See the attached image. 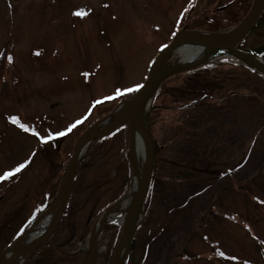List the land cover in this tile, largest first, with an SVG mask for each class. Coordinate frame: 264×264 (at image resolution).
Masks as SVG:
<instances>
[{"label": "rangeland", "instance_id": "obj_1", "mask_svg": "<svg viewBox=\"0 0 264 264\" xmlns=\"http://www.w3.org/2000/svg\"><path fill=\"white\" fill-rule=\"evenodd\" d=\"M253 2L0 0V254L54 202L76 140L132 98L175 32L226 33ZM207 20L223 23L200 28ZM242 43L264 53V11ZM153 101L155 178L124 264H264L262 96L237 90L185 111L157 102L151 121ZM115 231L102 230L96 264ZM92 233L72 248L83 264Z\"/></svg>", "mask_w": 264, "mask_h": 264}, {"label": "trees", "instance_id": "obj_2", "mask_svg": "<svg viewBox=\"0 0 264 264\" xmlns=\"http://www.w3.org/2000/svg\"><path fill=\"white\" fill-rule=\"evenodd\" d=\"M208 20L210 21V18ZM208 20L210 25H203L200 28L217 30L222 26L220 23H223V20L218 23ZM242 45L241 42L239 47L242 48ZM262 57L264 59V53ZM169 81L172 83L157 88L153 98L155 107L150 114L151 121L157 117V102L161 104V111L168 108L185 111L205 101L221 100L237 90H246L258 97L261 95L264 100V76L242 64L209 63L178 73ZM128 130V124L120 126L105 137L91 143L74 176L72 190L64 213L58 221L55 234L45 242L34 264H83L84 253L72 248H76L78 243L85 241L92 232L99 215L128 191L132 178V165H130L129 155H126L129 147ZM51 145L57 148V141L53 140ZM152 182L151 189L146 195L144 210L150 198ZM109 228L113 230L116 228L115 243L111 249L113 251L120 236L121 227L110 223L104 230ZM133 245L132 239L131 248ZM109 260L110 258L106 260V264H109Z\"/></svg>", "mask_w": 264, "mask_h": 264}, {"label": "water", "instance_id": "obj_3", "mask_svg": "<svg viewBox=\"0 0 264 264\" xmlns=\"http://www.w3.org/2000/svg\"><path fill=\"white\" fill-rule=\"evenodd\" d=\"M249 13L244 17L241 23L237 27H232L226 33H209L201 31H192V30H180L175 33V36L171 41L165 45L163 49L155 56V60L150 65V69L145 77V82L143 85L135 92V95L116 108L113 113L114 119L104 126H101L97 122L93 128L88 129L81 134L79 139L74 144L73 152L70 156L69 161L65 165V170L61 177V182L57 188L56 195L54 197V202L50 207H48L44 213L39 216L34 222L33 225L27 228L20 237L15 239L10 247L0 255V264H6L8 261L7 254L9 257L14 256L13 254H26L28 257L35 254L37 249L44 245L55 232V229L58 225L64 209L67 203L68 196L71 192V187L74 181V175L77 171V167L83 158L84 152L89 147L88 145L94 141V139L104 137L105 135L115 131L118 127L129 123L132 120L137 124L142 133L143 143L145 145V159H144V170L142 174V179L139 183V189L135 195V199L130 206L128 213L124 216V221L122 223V232L120 234L118 244L114 249L109 264H124L125 257L130 249L132 237L136 232V228L139 224H136L138 218L143 214V204L146 199V195L149 189V183L151 179V173L153 170V162L155 158V143L153 140V135L151 132V125L148 122V115L145 116V108L148 101H152V98L156 92V88L166 80V77L175 75L179 72L188 71V69H193L198 67L200 64H206L209 61H201L198 64L193 66H188L185 69H179L176 72L169 74L165 78L159 77L160 70L163 65L169 61L172 56V53L176 48L180 46H186V44H199L205 46L209 49H212L216 52H223L229 55H232L235 59L239 60L243 64L247 65L249 68L255 70L257 73L264 76V62L261 61L254 53L245 52L239 50L237 45L240 44V41L244 39L250 33V30L258 23L261 14L264 11V0H254L252 6L249 9ZM151 107V105H150ZM149 107V108H150ZM151 109V108H150ZM149 113V110H148ZM145 124V126H144ZM131 125V124H130ZM129 149L128 153L130 155V150L132 147L131 144V128L129 126ZM131 163L132 155H130ZM53 214L48 226L44 229L39 236L35 237L32 240H29L32 236L34 228L39 224V222L49 214ZM105 213V212H104ZM103 213V214H104ZM96 243V242H94ZM125 247V254L123 255V248ZM14 249V253L12 252ZM95 249V244L93 246ZM4 257V258H3ZM3 259V260H2Z\"/></svg>", "mask_w": 264, "mask_h": 264}, {"label": "bare ground", "instance_id": "obj_4", "mask_svg": "<svg viewBox=\"0 0 264 264\" xmlns=\"http://www.w3.org/2000/svg\"><path fill=\"white\" fill-rule=\"evenodd\" d=\"M243 19H241L239 23H241ZM238 25L234 27H237ZM252 52L255 53L259 59L261 60L263 59L261 52L258 53V52H255V50H252ZM172 55L177 56L176 61L174 62L167 61L163 65L162 69L160 70L159 77L165 78L169 74H172L179 69H185L188 66H193L195 64H198V62H201V61H209V60L218 61L219 59H222V58L230 59V57H233L232 55H229L227 53H223V52L218 53L216 51H213L212 49H209L199 44H186V46H180L176 48V50L172 53ZM151 102L152 101L149 100L146 105L145 116L148 115V110L151 105ZM114 115H108L104 117V119L101 120L99 124L101 126L108 124L110 120L114 119ZM129 122L131 124V125L129 124V126L131 128V133H132V137H131L132 147L130 150V155H132V162H133V173H132L133 180L129 186L130 187L129 191L124 196L122 195L121 197H119L117 201L109 205L110 207L108 208V210L103 215H101V217L98 218V222L93 228L92 236L90 240L88 241V244L85 248L86 259H85L84 264H96L95 261L100 251V249L99 250L96 249V246L99 243L98 242L99 237L102 233L101 230L103 229L105 225L111 222H115L117 224L122 225L124 221V216L128 213L130 206L132 205V202L135 199V195L139 189V183L142 179V174H143V170L145 166L144 165L145 145L143 143V139H142L143 136H142L139 126L135 124L132 120H130ZM154 171H155V164L153 166V170L151 173L152 176L150 179V183L155 178ZM150 183H149V186H150ZM143 215L144 214L140 215V217L138 218L139 220H137L136 224H139L141 222V220L143 219ZM52 216L53 214L50 213L49 215L45 216L44 219H42L39 222V224L34 228V231L32 232V236L30 237L29 240L34 239L35 237L39 236L40 233L44 231V229L48 226ZM94 244H95V249H93ZM117 244H118V241L116 245ZM12 252L14 253V249ZM122 252L124 255L126 252L125 247L123 248ZM13 255L14 256L11 255V257H9L10 256L9 253L7 254L6 257H8L9 259L6 264H27L28 263L29 258L26 254L24 255L18 254L16 256L15 254Z\"/></svg>", "mask_w": 264, "mask_h": 264}, {"label": "snow or ice", "instance_id": "obj_5", "mask_svg": "<svg viewBox=\"0 0 264 264\" xmlns=\"http://www.w3.org/2000/svg\"><path fill=\"white\" fill-rule=\"evenodd\" d=\"M23 127V126H22ZM20 167H23V165H20ZM9 175V173H5V176Z\"/></svg>", "mask_w": 264, "mask_h": 264}]
</instances>
